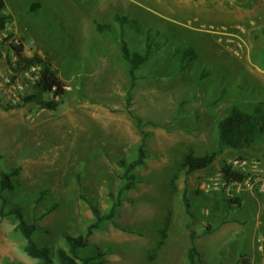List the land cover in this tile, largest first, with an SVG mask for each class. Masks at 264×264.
<instances>
[{"label": "rangeland", "instance_id": "1", "mask_svg": "<svg viewBox=\"0 0 264 264\" xmlns=\"http://www.w3.org/2000/svg\"><path fill=\"white\" fill-rule=\"evenodd\" d=\"M4 3L12 16L9 33L33 40L34 50L51 60L66 84L63 99L44 95L60 102L57 110L33 102L16 107L22 100L7 109L11 104L0 92V171L20 168L14 189L4 194L39 226L34 239L62 244L66 233L87 232L94 209L111 208L122 185L118 161L136 157L143 129L150 134L148 158L134 171L137 182L124 194L115 220L94 230L85 251L102 255V264H189L194 246L196 264H264L263 141L227 149L193 175L182 169L188 153L203 156L217 148L218 123L233 106L250 110L258 104L247 90L259 84L264 39L243 15L259 0ZM33 4L40 7L32 10ZM218 6L231 21L217 20ZM98 24L111 28L99 31ZM122 37L133 51L153 45L135 84L122 56ZM3 44L0 51L10 59ZM188 49L193 54L184 56ZM32 92L26 88V95ZM225 163L260 183L231 185L222 174ZM236 196L242 206L229 207L228 199ZM18 223L0 217V264L38 262L24 251L27 240ZM163 239L151 259L149 251Z\"/></svg>", "mask_w": 264, "mask_h": 264}, {"label": "trees", "instance_id": "2", "mask_svg": "<svg viewBox=\"0 0 264 264\" xmlns=\"http://www.w3.org/2000/svg\"><path fill=\"white\" fill-rule=\"evenodd\" d=\"M40 7V4H33L32 10ZM5 8L4 0H0V29L3 30L6 27V23L12 20L11 15L3 14L1 11ZM116 21L126 22V19L120 15L115 16ZM111 27L107 24H98L97 29L99 31H105ZM11 49L16 50L19 53V67H25L33 63H39L42 65L41 79L34 85L33 92L26 95L22 99V103H19L16 107H23L28 103H37L42 108L48 110H57L60 105L59 101L44 99L45 94H54L56 97L63 99L66 95V84L58 75V70L55 69L46 57L36 54L34 57H27L22 52V47L12 46ZM121 51L123 58L129 64V74L132 80V84H135L138 80L136 74L137 69L144 63H146L151 54L153 53V45L147 44L145 51H133L129 43L121 38ZM193 50L188 49L185 51V55H192ZM7 109L14 108L12 105H6ZM139 127L142 129L143 124L139 117H136ZM264 136V100L258 102L252 109L245 110L240 106H233L231 112L218 123V145L217 148L208 154L203 156H196L194 152H190L186 155L182 169L188 176L195 174L198 171L210 168L215 161L221 156L227 149L243 150L251 148L261 137ZM150 134L142 129V139L137 147V154L134 159L121 158L118 161L119 167L122 169L120 177L122 185L118 190L117 197L115 198L111 208L108 211L100 212L98 209H94L95 221L90 223L88 230L85 234L74 235L72 233L64 234V240L62 244L54 245L53 243L39 244L34 239V234L39 230V226L36 223H29L26 220L25 214L22 208L12 202L5 196L4 192L13 190L14 185L12 178L16 177L20 173L19 167H14L10 171H0V217L1 218H15L19 221L18 229L23 234L27 243L24 245V251L32 258L37 259L35 264H102L100 254H92L86 252L90 245L89 237L93 234L94 230H98L103 224L114 221L117 216L118 208L122 205L124 194L131 190L136 182V175L134 171L143 166L148 158L147 153V141ZM1 157V155H0ZM222 174L225 180L228 182L242 183L248 177L249 173H245L233 168L230 163H225L222 167ZM43 194V193H42ZM41 198L38 199L40 201ZM186 209L189 211L191 203L188 196H184ZM228 206L237 205L242 206V200L239 196L228 199ZM56 207L49 209L52 212ZM232 208V207H231ZM208 232H212V228L207 229ZM166 233V231H163ZM166 236L164 235L163 238ZM164 244V239L159 246L152 248L149 253L151 259H155L160 246ZM198 253L193 246L188 251L189 264H196V257ZM8 264H25L15 261H8Z\"/></svg>", "mask_w": 264, "mask_h": 264}, {"label": "built area", "instance_id": "3", "mask_svg": "<svg viewBox=\"0 0 264 264\" xmlns=\"http://www.w3.org/2000/svg\"><path fill=\"white\" fill-rule=\"evenodd\" d=\"M1 12L9 15L6 7ZM11 22L12 20L6 23L5 29H0V42L1 44L5 43V45L8 43L6 48L10 50V59L3 49L0 51V92L2 100L6 104L15 105L26 95V88L33 89L34 85L41 79L42 65L33 63L25 67H19L20 56L16 50L11 49L13 45L22 47V52L27 57H34L36 54L40 55V53L34 50L35 42L33 40L24 39L21 33H9V30H12ZM254 180L260 183L259 177L252 178V175L242 183H229L240 188L244 185L252 188ZM259 191H264V182L260 184Z\"/></svg>", "mask_w": 264, "mask_h": 264}, {"label": "crops", "instance_id": "4", "mask_svg": "<svg viewBox=\"0 0 264 264\" xmlns=\"http://www.w3.org/2000/svg\"><path fill=\"white\" fill-rule=\"evenodd\" d=\"M217 9H218L217 11L218 15L222 16V17L217 18V20L223 18L222 20L223 22L231 21L232 16H230V13L226 14L225 16L220 15L219 11L220 10L223 11L224 9L220 6H218ZM223 12H226V11H223ZM243 19L246 21V24L250 26V29L255 28V27L259 28L261 30V35L263 36L262 38L264 39V0H259V3H256L249 10V12L248 11L245 12L243 15ZM233 20L234 21L236 20V16L233 18ZM259 60L264 65V40L261 41V45L259 48ZM259 72H260L259 84L258 85H256L255 83L250 84L248 85L249 89L247 90L248 95L256 96L258 102L264 100V67L260 69ZM260 139L263 141V148L261 149L262 150L261 155L264 161V136L261 137Z\"/></svg>", "mask_w": 264, "mask_h": 264}]
</instances>
